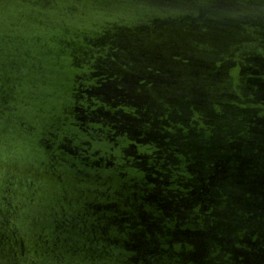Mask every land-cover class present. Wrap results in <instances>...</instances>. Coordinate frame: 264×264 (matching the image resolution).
I'll return each mask as SVG.
<instances>
[{
	"label": "water",
	"instance_id": "water-1",
	"mask_svg": "<svg viewBox=\"0 0 264 264\" xmlns=\"http://www.w3.org/2000/svg\"><path fill=\"white\" fill-rule=\"evenodd\" d=\"M0 264H264V0H0Z\"/></svg>",
	"mask_w": 264,
	"mask_h": 264
}]
</instances>
